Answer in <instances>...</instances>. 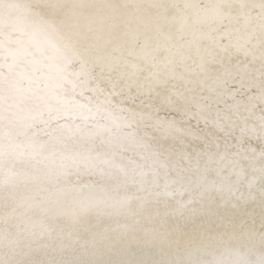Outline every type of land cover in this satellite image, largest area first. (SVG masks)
Listing matches in <instances>:
<instances>
[{
	"label": "snow or ice",
	"instance_id": "obj_1",
	"mask_svg": "<svg viewBox=\"0 0 264 264\" xmlns=\"http://www.w3.org/2000/svg\"><path fill=\"white\" fill-rule=\"evenodd\" d=\"M0 264H264V0H0Z\"/></svg>",
	"mask_w": 264,
	"mask_h": 264
}]
</instances>
